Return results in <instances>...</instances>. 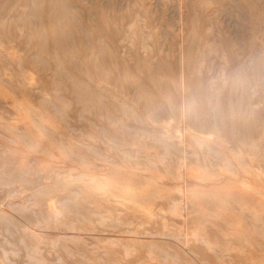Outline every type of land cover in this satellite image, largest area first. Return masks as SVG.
<instances>
[{
	"label": "rangeland",
	"instance_id": "1",
	"mask_svg": "<svg viewBox=\"0 0 264 264\" xmlns=\"http://www.w3.org/2000/svg\"><path fill=\"white\" fill-rule=\"evenodd\" d=\"M103 263L264 264V0H0V264Z\"/></svg>",
	"mask_w": 264,
	"mask_h": 264
},
{
	"label": "bare ground",
	"instance_id": "2",
	"mask_svg": "<svg viewBox=\"0 0 264 264\" xmlns=\"http://www.w3.org/2000/svg\"><path fill=\"white\" fill-rule=\"evenodd\" d=\"M67 6H68V5H67ZM61 8L63 9V7H61ZM64 9H65V8H64ZM67 10H68V9H67ZM61 11H62V10H61ZM65 12H66V11H65ZM59 13H60V12H59ZM67 13H68V12H67ZM69 13H70V12H69ZM35 14H36V13H35ZM37 15H38V14H37ZM39 16H40V15H39ZM68 16H69V15H68ZM39 18H41V17H39ZM41 19H42V18H41ZM27 30H28V29H27ZM33 32H34V31H33ZM26 33H27V32H26ZM235 120H236V119H235ZM232 121H234V120H232ZM237 121H238V120H237ZM237 121L234 122L233 125L230 124V125L232 126V131H233V128H234V130H236L235 128H237V124H236ZM230 122H231V121H230ZM238 124H239V123H238ZM239 126H240V125H239ZM238 128H239V127H238ZM238 128H237V129H238ZM239 129H241V127H240ZM236 131H238V130H236ZM234 132H235V131H234ZM235 135H236V134H235ZM235 138H236V137H235ZM238 138H239V137H238ZM219 140H220V139H219ZM220 141L223 142L222 140H220ZM234 141H236V139H235ZM241 141H242V140H240V142H241ZM216 142H219V141H216ZM216 142H213V143H215V146H216V144H217ZM221 142H219V143H221ZM224 142H225V144H228V143H229V141H224ZM237 142H238V141H237ZM225 144H224V148L227 146V145H225ZM232 144H233V143H232ZM232 144L230 145V143H229L228 145L233 146ZM234 144H235V143H234ZM238 144H239V142H238ZM238 144H237V147H239ZM218 145H220V144H217V147H218ZM222 145H223V144H222ZM239 145H240V144H239ZM220 146H221V145H220ZM220 146H219V149H221V148L223 147V146H221V148H220ZM235 146H236V145H234L232 148H230V147L227 146L225 149H227V150L229 149L230 151H232V150H235V149H236ZM217 147H215V148L213 147V149H212V150H214L216 153H217L218 150H219ZM234 147H235V149H234ZM216 148H217L218 150H217ZM215 149H216L217 151H216ZM222 150H223V152H224V149H221V151H219V152H222ZM227 150H225V151H227ZM236 150H238V149H236ZM223 152H222V153H223ZM232 152H233V151H232ZM224 153H225V152H224ZM217 154L219 155V154H221V153H217ZM215 155H216V154H215ZM218 155H217V157H218ZM225 155H226V154L219 155L220 158H219V157H218V158L222 160V159L225 157ZM225 162H226V161H225ZM237 162H239V158L236 160V163H237ZM232 164H233V163H232ZM228 165H229V164H228ZM234 166H235V165H234ZM234 166H233V167H234ZM68 201L71 202V204L68 205V208H69V209H73V210H74V213H76V215L82 217L83 219H86V220L89 219V218L87 217V215H85V214H81V211H85V210H87V208L84 206V204L80 203V202L77 201V200H74V199H72V198H69V197H68ZM1 219H2V218H1ZM11 232H12V231H11ZM126 232H127V231H126ZM129 232H130V231H129ZM124 233H125V232H124ZM164 251H165V250H164ZM166 252H167V251H166ZM213 257H214V258H215V257L217 258V257H219V254L215 252ZM216 258H215V259H216ZM206 263H207V262H206ZM103 264H104V263H103ZM223 264H224V263H223Z\"/></svg>",
	"mask_w": 264,
	"mask_h": 264
}]
</instances>
